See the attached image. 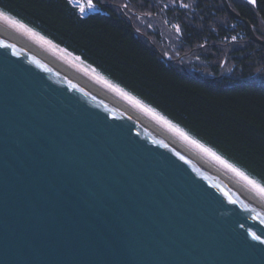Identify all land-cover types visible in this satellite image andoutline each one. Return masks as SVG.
Segmentation results:
<instances>
[{
  "label": "water",
  "instance_id": "1",
  "mask_svg": "<svg viewBox=\"0 0 264 264\" xmlns=\"http://www.w3.org/2000/svg\"><path fill=\"white\" fill-rule=\"evenodd\" d=\"M254 236L262 210L0 38V264H264Z\"/></svg>",
  "mask_w": 264,
  "mask_h": 264
},
{
  "label": "trees",
  "instance_id": "2",
  "mask_svg": "<svg viewBox=\"0 0 264 264\" xmlns=\"http://www.w3.org/2000/svg\"><path fill=\"white\" fill-rule=\"evenodd\" d=\"M82 1L0 0V10L264 185V46L246 25L221 0ZM228 3L264 41V0Z\"/></svg>",
  "mask_w": 264,
  "mask_h": 264
},
{
  "label": "bare ground",
  "instance_id": "3",
  "mask_svg": "<svg viewBox=\"0 0 264 264\" xmlns=\"http://www.w3.org/2000/svg\"><path fill=\"white\" fill-rule=\"evenodd\" d=\"M0 38L13 44L14 46L18 47L19 49L32 56L33 58L37 59L46 67L52 69L53 71L59 73L60 75L72 81L73 83L77 84L78 86L83 88L92 98L100 102L102 105H104L111 111L145 128L147 131L162 140L176 152H178L188 160L192 161L193 163L197 164L211 178H213L220 184L231 188L264 212V201L262 199L258 198L245 186H241V184L234 181L233 178L229 177V175L221 171L222 169L210 162L204 156L191 149H188L180 141H177V139H175L173 136H171L159 126L150 121L145 115L139 113V111L134 109V107L122 102L110 93L104 91L103 89L93 84L91 81L86 80L85 78L77 75L75 72L63 66L61 63L54 60L47 54L43 53L34 45L22 39L17 34L4 27L2 24H0Z\"/></svg>",
  "mask_w": 264,
  "mask_h": 264
},
{
  "label": "rangeland",
  "instance_id": "4",
  "mask_svg": "<svg viewBox=\"0 0 264 264\" xmlns=\"http://www.w3.org/2000/svg\"><path fill=\"white\" fill-rule=\"evenodd\" d=\"M86 1L88 2V0ZM244 1L249 2V0H244ZM81 2L82 0H80L79 4H81ZM5 17H8V19H5ZM10 21H15V23H11ZM0 24H2L4 27L9 29L13 33L17 34L22 39L34 45L37 49L41 50L43 53L47 54L54 60L61 63L63 66L72 70L77 75L85 78L86 80L91 81L93 84L103 89L104 91L110 93L111 95L118 98L122 102L127 103L128 105L134 107V109L139 111V113L145 115L150 121H152L154 124L159 126L161 129H163L165 132H167L171 136H173L175 139H177V141H180L188 149H191L201 154L202 156H204L210 162H212L213 164L218 166L220 169H222L221 171L229 175V177L233 178L234 181L241 184V186H245L249 191H251L258 198L264 201V194H260L251 185H249L245 180L241 179L240 176L236 175L230 169L226 168L225 166L220 164L218 161L211 158L209 155L200 151L189 141L185 140L181 135H179L176 129H179L183 131L184 133L186 132L182 130L181 128L177 127L175 124L168 121L166 118H164L157 110L144 104L141 100H139L134 95L128 93L123 88L113 83L111 80L103 76L100 72L87 66L85 63L80 61L78 58L67 53L66 51H64L57 45H55L53 42L48 40L46 37L41 35L36 30L29 27L28 25L21 22L20 20L16 19L15 17L7 14L3 10H0ZM167 38L172 39V37L168 35H167ZM168 44L171 45V43L169 42ZM187 136L190 137L188 134ZM190 138L193 139L192 137Z\"/></svg>",
  "mask_w": 264,
  "mask_h": 264
},
{
  "label": "snow or ice",
  "instance_id": "5",
  "mask_svg": "<svg viewBox=\"0 0 264 264\" xmlns=\"http://www.w3.org/2000/svg\"><path fill=\"white\" fill-rule=\"evenodd\" d=\"M256 2H257V0H249V3H251V4H256ZM88 5H89V7H94V4L92 3V0H88ZM81 11H83V9H81ZM5 19H8V17H5ZM10 22L11 23H15V21H10ZM176 131L179 133V135H181L185 140H187L190 143H192L200 151H202L205 154L209 155L211 158H213L214 160L218 161L220 164H222L226 168L230 169L236 175L240 176L241 179L245 180L249 185H251L260 194H264V185L258 184L256 181L252 180L250 177L245 175L244 172L240 171L238 168L234 167L232 164H230L226 160L222 159L220 156H218L211 149L207 148L205 145L199 143L198 141L188 137L187 134L184 133L183 131H181L179 129H176ZM254 238L257 239V240H260L261 243H264V240H261L259 236H254Z\"/></svg>",
  "mask_w": 264,
  "mask_h": 264
}]
</instances>
